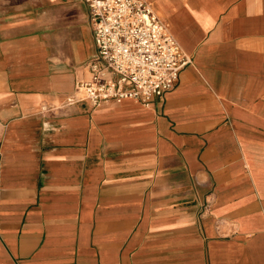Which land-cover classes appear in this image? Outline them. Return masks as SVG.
<instances>
[{
	"label": "crops",
	"instance_id": "obj_1",
	"mask_svg": "<svg viewBox=\"0 0 264 264\" xmlns=\"http://www.w3.org/2000/svg\"><path fill=\"white\" fill-rule=\"evenodd\" d=\"M192 63L72 104L85 0H0V264H264V0H146Z\"/></svg>",
	"mask_w": 264,
	"mask_h": 264
},
{
	"label": "built area",
	"instance_id": "obj_2",
	"mask_svg": "<svg viewBox=\"0 0 264 264\" xmlns=\"http://www.w3.org/2000/svg\"><path fill=\"white\" fill-rule=\"evenodd\" d=\"M98 54L88 62L89 78L76 84L69 104L134 99L150 106L173 90L192 63L169 24L146 0H85Z\"/></svg>",
	"mask_w": 264,
	"mask_h": 264
}]
</instances>
